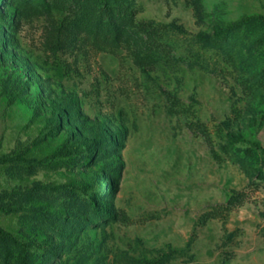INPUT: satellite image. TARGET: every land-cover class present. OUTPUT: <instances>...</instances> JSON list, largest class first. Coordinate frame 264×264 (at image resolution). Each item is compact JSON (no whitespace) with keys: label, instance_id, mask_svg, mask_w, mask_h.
<instances>
[{"label":"rangeland","instance_id":"rangeland-1","mask_svg":"<svg viewBox=\"0 0 264 264\" xmlns=\"http://www.w3.org/2000/svg\"><path fill=\"white\" fill-rule=\"evenodd\" d=\"M0 264H264V0H0Z\"/></svg>","mask_w":264,"mask_h":264},{"label":"trees","instance_id":"trees-1","mask_svg":"<svg viewBox=\"0 0 264 264\" xmlns=\"http://www.w3.org/2000/svg\"><path fill=\"white\" fill-rule=\"evenodd\" d=\"M258 19H262V17H255V18H252V19H247V18H245V19H243V21H252V20H258Z\"/></svg>","mask_w":264,"mask_h":264}]
</instances>
